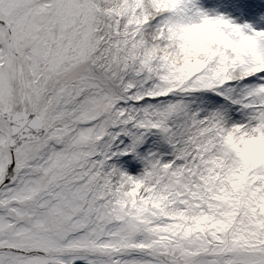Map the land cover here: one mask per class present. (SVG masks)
I'll list each match as a JSON object with an SVG mask.
<instances>
[{
    "label": "snow or ice",
    "instance_id": "snow-or-ice-1",
    "mask_svg": "<svg viewBox=\"0 0 264 264\" xmlns=\"http://www.w3.org/2000/svg\"><path fill=\"white\" fill-rule=\"evenodd\" d=\"M0 264H264V0H0Z\"/></svg>",
    "mask_w": 264,
    "mask_h": 264
}]
</instances>
